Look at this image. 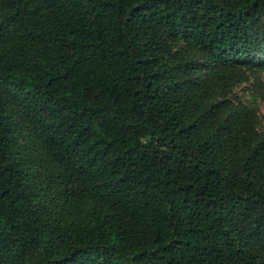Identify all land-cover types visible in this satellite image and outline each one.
I'll return each mask as SVG.
<instances>
[{
    "label": "trees",
    "instance_id": "1",
    "mask_svg": "<svg viewBox=\"0 0 264 264\" xmlns=\"http://www.w3.org/2000/svg\"><path fill=\"white\" fill-rule=\"evenodd\" d=\"M260 57L264 0H0V264H264Z\"/></svg>",
    "mask_w": 264,
    "mask_h": 264
},
{
    "label": "rangeland",
    "instance_id": "2",
    "mask_svg": "<svg viewBox=\"0 0 264 264\" xmlns=\"http://www.w3.org/2000/svg\"><path fill=\"white\" fill-rule=\"evenodd\" d=\"M194 58L204 61L200 54L194 53ZM264 59V57H260ZM232 75V84L227 88L215 92L212 100L217 102L222 99H232L244 102L249 107H254L258 113V127H264V72H255L245 66L228 68ZM258 76V77H257Z\"/></svg>",
    "mask_w": 264,
    "mask_h": 264
}]
</instances>
